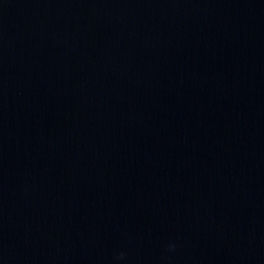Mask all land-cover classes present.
<instances>
[{"label":"water","instance_id":"water-1","mask_svg":"<svg viewBox=\"0 0 264 264\" xmlns=\"http://www.w3.org/2000/svg\"><path fill=\"white\" fill-rule=\"evenodd\" d=\"M0 264H264V0H0Z\"/></svg>","mask_w":264,"mask_h":264},{"label":"clouds","instance_id":"clouds-1","mask_svg":"<svg viewBox=\"0 0 264 264\" xmlns=\"http://www.w3.org/2000/svg\"><path fill=\"white\" fill-rule=\"evenodd\" d=\"M172 247H174V245H171V244H170V245H169V248H172ZM120 256L122 257V256H123V253H121Z\"/></svg>","mask_w":264,"mask_h":264}]
</instances>
